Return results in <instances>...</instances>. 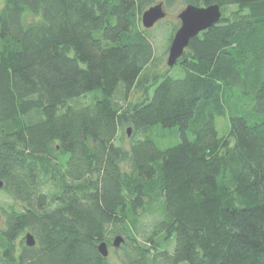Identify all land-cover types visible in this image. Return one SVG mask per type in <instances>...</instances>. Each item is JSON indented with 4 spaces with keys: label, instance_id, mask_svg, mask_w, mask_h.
I'll return each instance as SVG.
<instances>
[{
    "label": "trees",
    "instance_id": "1",
    "mask_svg": "<svg viewBox=\"0 0 264 264\" xmlns=\"http://www.w3.org/2000/svg\"><path fill=\"white\" fill-rule=\"evenodd\" d=\"M158 3L221 8L183 78L156 70ZM0 181V264H114L119 235L122 264H264V0H0Z\"/></svg>",
    "mask_w": 264,
    "mask_h": 264
},
{
    "label": "rangeland",
    "instance_id": "2",
    "mask_svg": "<svg viewBox=\"0 0 264 264\" xmlns=\"http://www.w3.org/2000/svg\"><path fill=\"white\" fill-rule=\"evenodd\" d=\"M184 8L185 6L182 5L181 3H178L172 6L171 8L165 7L167 11L166 18L160 21L159 23H157L152 29L149 30V34L153 39L154 51L157 57L156 70L159 73H165L169 68L167 64L169 57L168 42L170 35L172 33H174L175 35L176 31L180 27V20L178 16ZM169 74L175 78H183L185 77L186 72L183 70V68H181L180 65H177L176 67H174L169 71ZM140 95L141 93L138 91L133 92L132 96L129 98V101H135ZM84 102L86 101L84 100ZM128 128L129 127H127L124 130V132L127 133ZM217 130L220 136H227L231 131L230 119L228 117L218 118ZM148 135L151 138H153V140L157 143V145L161 149H167L172 146H175L180 141L177 129H164L161 126H156L149 131ZM136 136L137 135H135V133L133 132H131L130 136L124 134L123 139L121 140L122 146H124L126 149H129L132 140ZM0 202H2V204L4 205H6V203H9L7 197L3 195V193L1 192H0ZM153 224H154V217L146 216L142 219L139 230L140 233L139 239H145L148 235H150L151 230L153 228ZM0 225H3V218L1 216H0ZM115 238L116 236L112 238L110 240V243L108 244L109 259L110 262L114 264H122L121 257L124 251L120 250L121 246L119 248L114 247L113 243ZM125 244L126 242L122 245Z\"/></svg>",
    "mask_w": 264,
    "mask_h": 264
},
{
    "label": "water",
    "instance_id": "3",
    "mask_svg": "<svg viewBox=\"0 0 264 264\" xmlns=\"http://www.w3.org/2000/svg\"><path fill=\"white\" fill-rule=\"evenodd\" d=\"M167 11L164 3H158L142 14V25L146 30L152 29L157 23L165 19ZM222 17L220 6L212 5L209 7H198L195 5H187L181 11L178 18L180 27L176 31L169 49L168 67H174L184 55L189 47L192 39L199 36L204 31L212 28L219 23ZM131 129H128V135H131ZM4 183L0 181V191L3 189ZM124 242L123 237L117 236L114 240V247L119 248ZM26 244L29 247L36 245V239L33 234L26 235ZM100 253L105 257H109V247L106 242L99 245Z\"/></svg>",
    "mask_w": 264,
    "mask_h": 264
}]
</instances>
